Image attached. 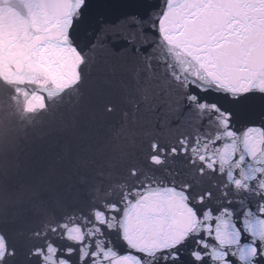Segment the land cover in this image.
Listing matches in <instances>:
<instances>
[{
	"label": "snow or ice",
	"instance_id": "1",
	"mask_svg": "<svg viewBox=\"0 0 264 264\" xmlns=\"http://www.w3.org/2000/svg\"><path fill=\"white\" fill-rule=\"evenodd\" d=\"M87 10L88 0H0V81L18 85L19 128L55 106L51 123L71 129L23 144L17 128L0 130V264H264V126H235L264 115V0H164L152 55L119 86L128 107L101 90L91 112L90 55L74 42ZM176 93L181 130L168 143L144 133L143 150L140 104ZM124 171L132 183L114 182Z\"/></svg>",
	"mask_w": 264,
	"mask_h": 264
},
{
	"label": "water",
	"instance_id": "2",
	"mask_svg": "<svg viewBox=\"0 0 264 264\" xmlns=\"http://www.w3.org/2000/svg\"><path fill=\"white\" fill-rule=\"evenodd\" d=\"M164 5V0H88V10L81 17L74 33V42L90 55L88 65L82 66L84 97L82 105L86 111L96 109V94L103 90L105 99L116 107H128L120 96L122 82L132 79L137 66L144 62V53L152 55L156 29L152 27L155 16ZM136 17L139 23L131 19ZM131 41V43L129 42ZM139 49V51H136ZM18 85L0 81V130L5 124L18 129L16 140L18 143L37 142V138L52 129V134L60 138L68 137L71 129H58L51 123L53 114L57 113V107H52L48 113H39L32 117L33 125L20 129L18 117L12 115L16 106L11 104L9 97L12 89ZM29 91L34 85H25ZM150 95L157 97L162 95L159 90H152ZM182 94L176 93L170 103L160 102L152 108L143 102L140 104L142 111L138 114L135 123L141 133L143 143L141 148L147 150L151 137H145L144 133L151 132L158 135L162 143H168L175 139L182 122L187 119L183 107ZM22 106V105H21ZM64 112L63 106L59 108ZM264 126V115L256 108L235 118V126L242 129L247 126ZM51 139V137H49ZM135 178L127 176L124 171L121 175L113 177L114 182L127 180L129 184ZM207 187V185H205ZM119 189L111 191L107 199L116 201L119 199ZM117 248L124 251V246L113 235Z\"/></svg>",
	"mask_w": 264,
	"mask_h": 264
}]
</instances>
